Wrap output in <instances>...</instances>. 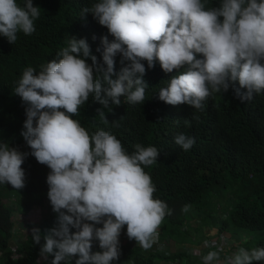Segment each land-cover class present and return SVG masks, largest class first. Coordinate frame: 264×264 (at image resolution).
I'll list each match as a JSON object with an SVG mask.
<instances>
[{
	"label": "clouds",
	"instance_id": "clouds-1",
	"mask_svg": "<svg viewBox=\"0 0 264 264\" xmlns=\"http://www.w3.org/2000/svg\"><path fill=\"white\" fill-rule=\"evenodd\" d=\"M84 12H91L114 37L112 42L107 35L101 38L103 63L97 62L85 39L72 37L58 53L62 58L42 65L39 73L26 68L15 88L28 105L21 135L37 162L51 169L48 198L57 220L45 231L40 252L53 257L51 264L74 257L75 264H111L121 254L119 237L125 225L128 238L149 250L164 218L171 215L166 203L153 198L156 188L144 171L157 162L156 147L136 144L128 154L111 133L100 130L90 136L71 118L90 94L105 108L109 99L120 105L121 97L132 104L143 102L147 85L142 61L149 69L158 61L166 73L187 67L159 92V99L172 106L188 104L199 110L210 95L230 87L244 103L264 90V0H221L219 7L207 10L201 0H100ZM39 16L32 0H24L23 6L17 0H0V34L12 44L18 32L35 31ZM117 54L130 64L113 80ZM94 73L101 74L107 88ZM97 111L107 122L104 112ZM174 143L187 151L195 139L181 133ZM26 156L0 143V184L25 187ZM99 224L103 226L95 227ZM32 236L40 244V229L33 228ZM93 240L102 252H92ZM206 240L210 238L201 242ZM205 246L215 247L207 241ZM237 249L224 264L264 261V248ZM222 250L209 251L203 264H220Z\"/></svg>",
	"mask_w": 264,
	"mask_h": 264
},
{
	"label": "trees",
	"instance_id": "trees-1",
	"mask_svg": "<svg viewBox=\"0 0 264 264\" xmlns=\"http://www.w3.org/2000/svg\"><path fill=\"white\" fill-rule=\"evenodd\" d=\"M98 2L100 0H32L33 6L40 8V16L34 21L35 31L31 35L18 32L17 40L12 44L0 34V143L27 154L22 164L25 187L16 190L10 184H0V264H39L44 233L53 228L57 220V213L48 198L47 177L51 169L37 162L21 135L25 131L28 105L15 94V88L26 68L32 67L39 73L42 65L62 58L58 53L68 46L72 37L85 39L91 54L96 56L98 63H103L101 38L107 35L112 42L114 37L91 12H84ZM201 2L207 10L219 7L221 0ZM17 3L23 6L24 0H17ZM122 59L119 54L114 58L113 80L130 64ZM86 63L91 65V59ZM142 63L146 69L142 79L147 85L143 102L132 104L126 97H121L120 105L109 99L105 108L90 94L78 114L71 118L77 120L90 136L100 130L111 133L128 154L135 151L136 144L157 148V162L142 167L156 188L153 198L166 203L171 210V215L164 218L158 229L164 240H168V232L173 233L172 227H186V221L199 214L196 219L215 227L219 234L243 231L250 235L252 240L246 250L264 248V90L244 103L230 87L227 92L222 90L210 95L199 110L188 104L172 106L159 99V92L173 77L186 72L187 67L166 73L158 61L152 69L148 68L147 61ZM96 78H101L104 88L108 87L101 74L94 73ZM235 87L239 88L238 82ZM98 109L104 112L107 122L100 117ZM181 133L195 139L190 150L185 151L174 143V138ZM35 204L42 209L35 227L41 231L40 244L34 242L32 232L24 239L17 236L13 221L16 215H27ZM185 205L191 206L187 212L182 211ZM215 215L222 219L216 220ZM71 231L74 233L76 229ZM126 232L125 225L119 237L121 254L111 264H157L158 258L172 261L185 256L182 251H176L169 240L166 249L171 251L173 248L174 253L164 255L156 248L157 243L152 246L153 253H148L130 240H124ZM182 232L187 236L186 229ZM92 243L93 253L103 251L98 241ZM11 245L14 257L11 256ZM44 258L45 264H51L53 257ZM76 259L78 257L61 264H75ZM260 262L264 264V261Z\"/></svg>",
	"mask_w": 264,
	"mask_h": 264
},
{
	"label": "rangeland",
	"instance_id": "rangeland-1",
	"mask_svg": "<svg viewBox=\"0 0 264 264\" xmlns=\"http://www.w3.org/2000/svg\"><path fill=\"white\" fill-rule=\"evenodd\" d=\"M40 211H42V209L39 208L38 204L33 205V207L31 208V210H29V213L25 216H14L13 221L15 222V234L17 236H19L20 238L24 239L25 235H27L28 233L32 232V229L36 227V225L38 224L39 218H40ZM194 215V214H193ZM199 215V214H198ZM197 214L193 216L192 219H189L186 227H179V226H175L172 227V232H168V240L171 242L172 247L176 248V251H181L180 249L182 248V252H183V248L186 245H202L203 242H199L200 240H203L204 238L202 237L203 235H205L208 239L210 238V240H215V241H219V233H217V229L215 227H209L206 226V224H203L201 222L200 219H196V217L198 216ZM226 216V213H225ZM216 220L222 219V216H218L215 215ZM210 221V219H209ZM207 224H208V220H207ZM196 225V226H195ZM183 229H186V231H188L187 236L184 235V233L182 232ZM197 229V231H196ZM193 231V232H192ZM243 232V231H242ZM215 233L214 236L210 237L209 234H213ZM222 234L226 235L230 239H232L233 241H231V244L237 248V246L239 244H241V247L246 249V246L250 245V241L251 236L248 234H241L239 235V231L235 232V231H226V232H221ZM200 237V240L197 239ZM130 240L128 239V236L126 235V237L124 238V240ZM165 237H158V240L156 241L157 243V247L158 249H160V251L164 252V255H168V251L166 249L167 246V241H164ZM244 239V243L242 244V240ZM132 242V244H138L135 240H130ZM229 241H228V246L231 247L229 245ZM127 242V241H126ZM199 242V243H197ZM233 242V243H232ZM246 243V245H244ZM161 244V245H159ZM159 245V247H158ZM192 247V246H191ZM13 245H11L10 249L12 251L13 249ZM165 249V250H162ZM210 249L213 250H217V248L212 247ZM150 250H152V248H150ZM155 251V250H154ZM153 252V251H152ZM171 252H175L173 248H171ZM1 254V253H0ZM222 256H224L222 254ZM39 264H41V261H39ZM255 264V263H254ZM262 264V263H260Z\"/></svg>",
	"mask_w": 264,
	"mask_h": 264
},
{
	"label": "crops",
	"instance_id": "crops-1",
	"mask_svg": "<svg viewBox=\"0 0 264 264\" xmlns=\"http://www.w3.org/2000/svg\"><path fill=\"white\" fill-rule=\"evenodd\" d=\"M241 234H244V232L242 231H239V235ZM215 233L213 234H209L210 237L214 236ZM164 241H168V240H164ZM228 239H226V242L223 241L222 239H219V243L222 244V248H224V250H222V252H220V264H224L225 260L227 257L233 255L236 251L234 250L236 247H234L232 244H231V241H233L232 239H230L229 241V245L231 246L229 248L228 246ZM233 243V242H232ZM134 246H140L139 244H133ZM192 246V247H191ZM186 245L183 249V254H185V256L181 257L180 258H177V259H174L172 261H163V260H160V258L156 259L157 261V264H203V260H202V257L207 255V253L209 251H218V250H213V249H210V248H207V249H202L203 247H200V245ZM237 248H241V244H239L237 246ZM237 249V251H238ZM175 250V249H174ZM182 251V248L180 249ZM152 250H147L148 253L152 252ZM153 253V252H152ZM168 253H171V251H168ZM174 253V252H173ZM222 254L224 256H222ZM255 264H260L261 262H254Z\"/></svg>",
	"mask_w": 264,
	"mask_h": 264
},
{
	"label": "built area",
	"instance_id": "built-area-1",
	"mask_svg": "<svg viewBox=\"0 0 264 264\" xmlns=\"http://www.w3.org/2000/svg\"><path fill=\"white\" fill-rule=\"evenodd\" d=\"M219 239H222L223 241H225L226 242V239H228L229 240V238L226 236V235H224V234H220L219 235ZM207 242H208V244L209 245H215V248H217V250H219L220 248H222L223 246H222V244L221 243H219L218 241H215V240H206ZM206 241H204L203 242V244H202V246H203V248L204 249H207V248H212V247H210V246H205V242ZM228 244V243H227ZM223 250H224V248H222ZM14 253H15V251H14V249L12 250V257H14ZM39 261H41V264H45V258H44V256H40V258H39ZM39 261H38V263H39Z\"/></svg>",
	"mask_w": 264,
	"mask_h": 264
}]
</instances>
